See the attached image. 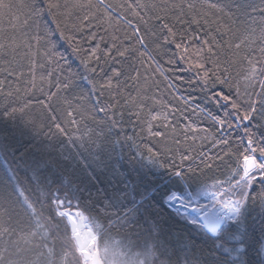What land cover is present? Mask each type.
Here are the masks:
<instances>
[{"label": "trees", "instance_id": "obj_1", "mask_svg": "<svg viewBox=\"0 0 264 264\" xmlns=\"http://www.w3.org/2000/svg\"><path fill=\"white\" fill-rule=\"evenodd\" d=\"M11 2L28 4L30 0ZM34 2L36 8L45 9L49 0ZM54 2L61 5L55 20L48 12L36 18L28 8H22L17 11L18 21L6 16L0 23V43L10 46L0 55V80L5 81L0 85V206L8 210L0 215V233L9 229V233L0 234L4 264H50L49 257L51 264H83L66 215L58 212V201L63 202L65 210L79 209L87 217L98 235L97 248L105 264H264V183H253L238 222L228 223L216 237L209 236L199 221L183 217L168 203L173 195H194L209 185L233 188L243 174L247 139L243 128L249 127L258 138L264 137L259 118L252 122L257 127L244 122L227 134L218 132L196 105L217 116L221 110L204 99L202 82L180 58L174 44L157 49L163 36L160 21L154 19L150 25L157 37L147 40L148 50L165 70L163 76L155 71V65L149 66L147 57L138 58L134 53L123 61L97 53L99 63L85 64L91 48L97 44L101 49L109 46L103 31L107 25L96 27L98 20H94L89 28L84 22L83 31L75 32L73 26H80L85 10L72 8L75 0ZM105 2L133 19L127 7L129 0ZM131 2L148 5V18L165 4L186 0ZM190 2L196 4L197 11L207 13L204 18L208 20L200 30L195 25L191 27L197 36L191 47L199 46V36L204 32L211 29L215 34L217 21L230 30L217 36L221 44H239L248 37L249 43L240 50L225 47L218 53L222 66L229 69L230 82L243 93L247 84L244 77L251 67L249 60L256 62L258 72L264 66V53L260 51L264 41L259 38L264 28V0H231L226 9L232 12L231 18L201 8L203 0ZM212 2L224 4L229 0ZM92 3L97 5L92 11L99 18L103 8L97 0ZM153 4L156 8L150 7ZM237 4L244 5L240 11L232 6ZM116 17L114 11L110 31L122 35L126 25L117 23ZM57 21L65 35L80 41V56L67 55L70 47L60 30L53 32L57 47L53 55L48 54L50 46L44 28L47 25L56 29ZM92 32L105 36V41L91 40ZM114 67L121 68V77L112 78V88L102 87ZM134 68L141 73L138 83L131 79ZM169 81L175 82L176 88H170ZM221 90L227 92L216 88ZM189 96L195 103L185 104L181 99ZM12 109L18 111L12 113ZM169 109H175L169 112L175 134L162 118L151 120V115ZM188 121L197 129H207V133L187 132L185 139ZM162 131H167L169 137L163 142L152 134ZM193 135L195 140L191 139ZM221 135H226L228 146L214 147V139ZM181 154L193 157L182 168ZM208 157L211 167L205 168L201 159ZM173 163L177 165L175 169L170 167ZM189 166L195 171L189 173ZM179 171L184 173L177 174Z\"/></svg>", "mask_w": 264, "mask_h": 264}, {"label": "snow or ice", "instance_id": "obj_2", "mask_svg": "<svg viewBox=\"0 0 264 264\" xmlns=\"http://www.w3.org/2000/svg\"><path fill=\"white\" fill-rule=\"evenodd\" d=\"M231 0L229 3H219L212 2V0H203V4H201V8L206 7L209 10H214L217 13L226 15L227 17H232V12H227L226 9L230 6ZM97 4L103 8V12L100 13L99 18L96 13L92 10L97 7L92 3V0H75L72 4V8L85 10L84 14L81 18L80 26H73V30L75 32H82L85 24L87 22V27H92V21L98 20L96 27H103L107 25V27H103V31L107 33V41L108 47L105 49L100 48V44H97L96 47L90 49V55L87 60L84 61L85 64H89L92 61L99 63L100 56L97 53H102V55L108 59L113 61H123L128 59L130 53H134L138 58L139 57H147V60L150 62V65H155V71L159 72L160 75H164V69L160 65L159 61L155 59L153 55L149 54L148 43L147 40L149 38H156L157 32L153 30L152 25H150L151 20L160 21L159 30L163 36V41L161 45H157V49L159 50L161 47H166L167 43H172L175 45V48L180 52V58L185 60L188 64L189 68H192L196 71V76L199 81L202 82L200 90L205 94L204 99L209 103L218 106L221 110V115L217 116L213 114L206 107H201L199 104L196 105V109L200 112L204 113L211 121L213 125L216 126L217 131L220 133L227 134L233 127L239 129L244 122H249L252 124V127H257L255 123H252L257 118L262 122L260 127H264V79L261 76H264V66H262L257 71L256 62L249 60L250 71L247 76L244 77V80L247 82L245 91L243 93L240 92L238 85H233L231 81V75L229 73L228 67L222 66V63L218 57V53L223 50L225 47L228 49L235 48L236 50H240L242 45H247L249 43L248 37L245 40H242L239 44H231L225 42V44H221L220 41L217 40L218 35L227 34L230 30L227 26L219 24L216 27L215 34H212V30L209 32H204L199 36L200 44L197 47H191L196 40L197 36L193 34L191 31V27L195 25L198 30L202 28V26H206L208 24V20L204 17L207 16V13L197 11V6L195 3L190 2V0H186V2L182 3H172L170 5L165 4L162 8L159 9V12L154 17H148V5L142 3H132L131 0L128 2V9L131 11V15L133 19H128L123 14L119 13L118 9H113L111 4L105 2V0H97ZM236 8L237 11L244 6L242 4L232 5ZM61 5L58 2H54V0H49L45 9H38L35 7L34 0H30L28 4L20 3L13 4L11 0H0V23L3 22L4 18L10 17L13 21H18L20 19L19 15H17V11L22 8H28L29 14L35 16L36 18H41L44 12H48L52 15V18L55 20L60 9ZM65 8L68 7L67 4L64 5ZM123 5H120V8H123ZM151 8H156V5L153 4L150 6ZM256 9L253 8L252 11ZM117 13V23L123 22L126 25V30L122 33V35H117L115 32L110 31L113 28L112 24V14L113 12ZM174 11V15H170L169 13ZM144 13L142 15L141 13ZM135 21V22H134ZM27 23V20L24 21ZM56 30H60L59 21H57L56 29H49L47 25H45L44 32L47 37L46 43L50 46L49 55H53V50L57 47V42L53 40L52 35ZM166 33V35H163ZM252 33H255V30H252ZM60 36L67 41V44L70 47V50L67 52L68 56H80L82 54V48L79 46L80 41L75 39V36L65 35L63 30H60ZM91 40H99L101 43L105 41V36L98 35L96 32H92L89 37ZM259 38L261 41H264V28H261ZM254 42V41H252ZM37 43H39V39L37 37ZM10 47L3 43H0V55H4L6 53L7 48ZM140 49H144V51H140ZM261 53H264V47L260 49ZM57 55H61V58H65L62 54L55 53ZM114 54V55H113ZM247 59V57H245ZM143 63V61H141ZM171 63V61H169ZM211 64V67H207L208 64ZM34 67V61H33ZM7 71V70H6ZM91 72L95 73L96 68H91ZM112 76L108 78L106 84L102 87L112 88V78H119L122 75V71L120 67H114L111 69ZM134 75L131 76L133 82L138 83L141 79V73L137 68L133 69ZM128 79V77H125ZM165 80H168V77H164ZM145 83H147V77H144ZM5 81L0 80V85L4 84ZM168 86L170 88H176V84L173 81H169ZM224 90L216 91L217 87ZM259 88V91L256 89ZM210 93V94H209ZM235 96V98H234ZM185 101V104L195 103L194 98L192 97H181ZM230 106V107H229ZM143 105H141V108ZM100 111H105L104 108L99 109ZM17 109H12V113H16ZM19 111H23L20 109ZM175 111V109H169V111L157 112L155 115H151V120L155 121L157 119H163L166 122V127L171 126V122L169 121V112ZM138 115V114H137ZM55 123V121H53ZM55 127L58 131L63 132L59 124H55ZM185 139H188L187 132L202 131L207 133V129H197L191 121H188L185 125ZM148 130L152 132L151 122L148 123ZM175 127L171 126V132L175 134ZM244 136L247 137L246 149L245 153L242 157L243 159V168L242 175L239 180L236 181L235 187H243L248 190L253 183H264V137H257L254 132L251 131L249 127L243 128ZM155 137H159L161 141H165L168 139L167 131L155 132L152 133ZM207 137H201V139H206ZM192 140H195L196 137L193 135L191 137ZM243 139V138H242ZM179 143V141H176ZM229 141L226 139V135H221L219 139H214V147L215 146H223L227 147ZM169 149H165L168 151ZM252 153V154H247ZM259 157V158H258ZM193 157L188 156L185 158L183 154H181L180 160L182 168L184 163L192 160ZM211 157L207 159H201V164L204 165L205 168H210L209 160ZM217 159H220L217 156ZM172 168H176L177 165L173 163L170 165ZM195 170L189 166L188 172H194ZM183 171L177 172V174H183ZM257 174H259V180H257ZM220 195L224 194H216L215 197L216 204L220 207L226 209L230 213H238L242 207V205L246 202L249 195L246 192L241 193L240 198L238 199H227L221 200L219 198ZM0 199H3L0 197ZM58 203H63L62 201H58ZM31 207V205H29ZM7 209H2L0 206V215L6 214ZM26 211V209H25ZM61 216L66 215L65 212L60 213ZM87 217H84L82 213L77 212L74 216H71L72 220V235L75 238L76 245L79 248V252L84 257V264H104L101 259L100 250L97 248V235L94 232L93 228L88 224H83L81 227V222L86 220ZM9 233V229H3V232L0 234ZM109 250L105 247L104 252L107 253ZM4 254L0 253V264H4ZM49 261L51 264V257H49Z\"/></svg>", "mask_w": 264, "mask_h": 264}, {"label": "rangeland", "instance_id": "obj_3", "mask_svg": "<svg viewBox=\"0 0 264 264\" xmlns=\"http://www.w3.org/2000/svg\"><path fill=\"white\" fill-rule=\"evenodd\" d=\"M250 154H252V153H250ZM257 179H259V174H257ZM246 191H248V190L244 189L243 187L236 188L234 186L233 188H229L227 190H224V188L222 186H220V185H209V186L205 187L204 189H202L199 193L194 194V195L193 194H188V195H173L168 200V203L170 204V206L175 211L181 213L183 217L188 218L191 221L198 222L199 221L198 220V215L196 214V212L195 213L193 212V211H195V209H191L190 208V204L192 202V197H200V198H202V200L204 202L200 204L201 207H204V208H206V207H208V208H210V207L218 208L219 205L216 204V202H215V200L217 198V197H215V193L216 194H224V195H220L219 198L221 200H227L229 198H231V199H238V198H240L241 193L246 192ZM208 197H210L211 200H207ZM62 206H63V203L62 204L59 203V211H58L59 214L61 212H65L66 213L65 208H63ZM227 219L228 220H227L225 226L228 223H230V222H232V223L238 222V220L240 219V211L238 213L234 214V216H232V217H227ZM72 237H73V235H72ZM73 240H74V243L76 245V241H75V238L74 237H73ZM97 243H98V236H97ZM76 250L80 254V257H81L82 262L84 264L83 255L79 252V249H78V246L77 245H76ZM110 257L113 258V255H110ZM110 262H112V259L110 260Z\"/></svg>", "mask_w": 264, "mask_h": 264}, {"label": "water", "instance_id": "obj_4", "mask_svg": "<svg viewBox=\"0 0 264 264\" xmlns=\"http://www.w3.org/2000/svg\"><path fill=\"white\" fill-rule=\"evenodd\" d=\"M77 212L82 213L79 209L66 210V218L71 228L72 232V220L71 216H74ZM198 215L199 223L203 226L206 233L211 237H216L223 229L227 222V217H225L218 208L212 207L210 210H203L202 208H196L194 213ZM83 214V213H82ZM84 216V214H83ZM85 217V216H84ZM83 224H88L91 226L90 222L86 219L81 222V227ZM98 236V235H97ZM79 249V248H78ZM84 259V257H83Z\"/></svg>", "mask_w": 264, "mask_h": 264}, {"label": "built area", "instance_id": "obj_5", "mask_svg": "<svg viewBox=\"0 0 264 264\" xmlns=\"http://www.w3.org/2000/svg\"><path fill=\"white\" fill-rule=\"evenodd\" d=\"M207 200H211L210 197L207 198ZM204 201L202 200V198L200 197H192V202L190 204V208L193 209V208H196V207H201L200 204L203 203ZM179 204V203H178ZM204 208V207H203ZM212 207L208 208L206 207L205 209L206 210H209L211 209Z\"/></svg>", "mask_w": 264, "mask_h": 264}, {"label": "bare ground", "instance_id": "obj_6", "mask_svg": "<svg viewBox=\"0 0 264 264\" xmlns=\"http://www.w3.org/2000/svg\"><path fill=\"white\" fill-rule=\"evenodd\" d=\"M218 210L225 216V217H232V216H234V214H236V213H230V212H228L226 209H224V208H222V207H220V206H218Z\"/></svg>", "mask_w": 264, "mask_h": 264}]
</instances>
